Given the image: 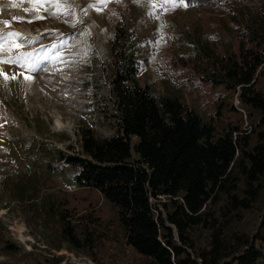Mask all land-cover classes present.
Instances as JSON below:
<instances>
[{"label":"rangeland","instance_id":"374dc122","mask_svg":"<svg viewBox=\"0 0 264 264\" xmlns=\"http://www.w3.org/2000/svg\"><path fill=\"white\" fill-rule=\"evenodd\" d=\"M91 2L75 0L73 14L55 18L41 6L33 9L29 0H0V21H9L0 23V30L35 39L23 48L8 41L5 48L12 51L0 55L31 51L30 61L38 63L35 71L0 65L9 77L0 76V264L31 259L42 264H96L89 249L74 250L65 242L60 213L75 229L103 236L98 240L104 248L94 252L98 262L148 264L124 245L116 212L98 192L74 185L72 170L57 174L52 169L58 168L57 152L79 151L82 130H90L98 139L116 133L110 45L124 14L136 35L131 44L138 52L141 86L148 85L156 97L177 98L218 132L250 129L253 117L239 104L238 91L203 79L197 65L199 55L205 62L203 56L210 54L211 64L213 57L237 51L236 25L228 5L176 0L175 7L168 4L153 10L143 0H109L104 7L88 9ZM37 15L44 18L36 19ZM45 55L47 59L38 60ZM210 67L207 74H217ZM255 88L264 92V72ZM263 221L261 204L245 214L241 224L251 236L255 231L264 236ZM5 244L16 246L19 253L7 254Z\"/></svg>","mask_w":264,"mask_h":264},{"label":"trees","instance_id":"16d2710c","mask_svg":"<svg viewBox=\"0 0 264 264\" xmlns=\"http://www.w3.org/2000/svg\"><path fill=\"white\" fill-rule=\"evenodd\" d=\"M178 1L228 5L237 51L211 64L210 54L205 62L199 55L197 65L203 79L238 91L239 104L253 117L250 129L218 132L177 98L156 97L141 86L131 44L136 35L124 14L110 45L116 133L98 139L82 130L79 151L57 152L52 169H70L74 185L98 192L116 212L124 245L148 264H264L262 232L251 236L241 224L264 205V92L255 88L264 72V0ZM209 66L217 74H207ZM58 216L65 242L89 249L92 261L103 264L94 256L104 248L103 236ZM4 249L19 253L12 244Z\"/></svg>","mask_w":264,"mask_h":264},{"label":"snow or ice","instance_id":"6c2138e0","mask_svg":"<svg viewBox=\"0 0 264 264\" xmlns=\"http://www.w3.org/2000/svg\"><path fill=\"white\" fill-rule=\"evenodd\" d=\"M21 3L24 2V0H20ZM29 2L32 4L33 9H36L38 6L43 7V10L47 12L49 16L60 18V16L64 15H71L74 12V5L75 0H29ZM109 0H92V2L88 5V9H99L101 7H104L107 5ZM119 2V0H117ZM136 3H140L141 0H134ZM143 2L153 8L155 10L156 7L164 8V6L168 4H172L173 7L176 6V0H143ZM88 9H84L82 11L86 12ZM25 11H29V9H25ZM115 14V13H113ZM44 17L37 15L36 19H43ZM16 19V18H14ZM23 22V21H21ZM31 23L32 21H27ZM76 22H82L81 20H77ZM0 23L8 25L9 21L3 20L0 21ZM23 40V43L16 44L15 42L17 40ZM8 41H12L15 44V47L17 48H23L25 45H31L35 42V39H30L28 36L23 35L19 31H3L0 30V54L5 52H11L12 48H5V44ZM34 55V52L31 51H19L15 56H7L0 55V65L3 64H15L19 65L21 68H29L32 71H35L38 67V63H32L29 58H31ZM47 55L43 57H39V59H47ZM0 76H3L5 80L9 79L7 74L3 73L2 68H0ZM12 79H15V76L11 77ZM25 79H28V77H25Z\"/></svg>","mask_w":264,"mask_h":264}]
</instances>
